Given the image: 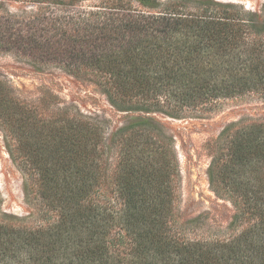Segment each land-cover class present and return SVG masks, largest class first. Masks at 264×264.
Returning <instances> with one entry per match:
<instances>
[{
    "label": "trees",
    "instance_id": "obj_1",
    "mask_svg": "<svg viewBox=\"0 0 264 264\" xmlns=\"http://www.w3.org/2000/svg\"><path fill=\"white\" fill-rule=\"evenodd\" d=\"M237 1L0 0V55L58 65L117 111L182 119L264 98V0ZM0 121L43 220L25 226L0 195V264H264V121L220 133L209 182L242 227L225 239L197 236L200 216L180 222L178 160L157 121L118 128L112 166L101 124L38 113L3 80Z\"/></svg>",
    "mask_w": 264,
    "mask_h": 264
},
{
    "label": "rangeland",
    "instance_id": "obj_2",
    "mask_svg": "<svg viewBox=\"0 0 264 264\" xmlns=\"http://www.w3.org/2000/svg\"><path fill=\"white\" fill-rule=\"evenodd\" d=\"M237 2H243L246 7L252 4L251 0ZM16 8L13 6L11 10ZM0 80L6 82L13 96L38 113L49 115L66 110L70 115L101 124L111 166L115 160L110 148L111 138L118 128L135 121H157L163 133L173 139L178 160L176 211L180 222L200 216L202 229L197 236L202 239H225L241 231L242 227L229 228L235 208L228 199L215 193L209 182L210 165L225 128L233 133L239 126L264 121V98L247 95L222 99L187 112L182 119H171L159 113L120 112L91 81L74 77L58 65H35L12 53L0 55ZM6 135L0 121L1 210L23 219L25 226L35 228L43 225V220L37 215V206L26 203L24 176L7 151V144L10 142L11 147L13 144Z\"/></svg>",
    "mask_w": 264,
    "mask_h": 264
}]
</instances>
